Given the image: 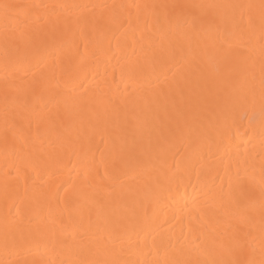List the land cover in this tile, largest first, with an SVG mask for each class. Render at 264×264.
<instances>
[{"label": "bare ground", "instance_id": "6f19581e", "mask_svg": "<svg viewBox=\"0 0 264 264\" xmlns=\"http://www.w3.org/2000/svg\"><path fill=\"white\" fill-rule=\"evenodd\" d=\"M0 264H264V0H0Z\"/></svg>", "mask_w": 264, "mask_h": 264}]
</instances>
